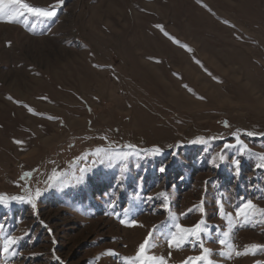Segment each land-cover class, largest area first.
<instances>
[{
  "label": "rangeland",
  "instance_id": "1",
  "mask_svg": "<svg viewBox=\"0 0 264 264\" xmlns=\"http://www.w3.org/2000/svg\"><path fill=\"white\" fill-rule=\"evenodd\" d=\"M23 2L56 16L0 20V264H137L149 233L146 255L204 264L198 240L168 244L201 220L211 264H264V216L235 215L264 209V0Z\"/></svg>",
  "mask_w": 264,
  "mask_h": 264
},
{
  "label": "snow or ice",
  "instance_id": "2",
  "mask_svg": "<svg viewBox=\"0 0 264 264\" xmlns=\"http://www.w3.org/2000/svg\"><path fill=\"white\" fill-rule=\"evenodd\" d=\"M63 0H59V3H62ZM12 5H18V7H10ZM25 14L33 15L38 18H42L45 20H51L56 16V10L55 7H50L48 9L40 8V7H32L27 3H24L23 0H0V20L7 23H13L17 20H19L20 17L24 16ZM227 126V125H225ZM249 136L253 135L252 133H248ZM203 141L201 139L193 140L191 143L193 144H199ZM17 143H20L19 141ZM236 145L239 146L238 152L240 155H243L247 150V148L243 145V143L240 141V139L236 138ZM129 149H133L134 146L128 145L126 146ZM232 145H225V148H230ZM153 155L160 154V149L155 148L152 150ZM96 156L99 158V160L103 163L104 161L112 162L114 160H120L124 161L127 160V158L130 155L138 154L134 152H120V151H111V150H105V149H96ZM220 159H223V152L218 154ZM260 163L256 165L258 169H264V154L260 155L258 157ZM232 165L235 170V174L238 175V171L241 165V160L239 158H235L232 160ZM165 167H161L159 171L163 173L165 171ZM123 171V169H122ZM81 175L77 177L76 183L80 184L84 180V173L85 169H80ZM60 174L54 172L50 177L49 180L52 182H55L57 179H59ZM23 179V177H22ZM49 187H52V184H49ZM159 196H164V193L158 194ZM41 196V192L37 190L35 192V198H39ZM8 199L5 196L0 195V205L7 207L8 206ZM148 199H152V197H148ZM11 201H17V202H25V197L23 196H13L10 198ZM27 203H30L33 208H35L34 198H29ZM167 207V205H165ZM217 207H218V214L221 219L228 218L231 219V214L225 212L223 208V201L218 200L217 201ZM236 212L235 215L237 218H242L244 222H247L251 219H254L257 215L264 216V209L258 208L255 204L252 203L251 200H247L243 202L240 205L235 206ZM130 211V209L125 208L124 213L127 214ZM204 209L203 207L200 208V212L203 213ZM121 224L125 225H131L134 223V221H126L124 219L120 220ZM175 231L171 233V238L168 240L169 247H172L173 244L176 246H181L183 243L187 242L189 239H196L198 240L200 247H201V255L198 257H195V261H203L204 264H211V261L208 259V256L210 255V250L203 247L204 243V236L208 233L209 227L206 224L204 220L199 221L196 225H194L191 228H186L181 226L179 223H175L174 225ZM231 227V224H230ZM229 232H224L223 236L227 238L229 236ZM152 234L149 233V237L145 239L144 243L140 245V249L137 253L136 260L137 264H166L165 260L163 258H157L155 256L146 255V248L149 244V240L151 239ZM16 238L12 236H8L4 242L3 248L0 249V251H3L5 253L9 252L13 246L17 244ZM218 243L223 247L226 243V239H219ZM231 248V245H229ZM259 246L257 245H251L250 249H247L244 253L236 252V255L241 254H248L249 250H255ZM252 254H255L254 251H252ZM223 255V253H221ZM190 261H193V258H189L188 261L182 262V264H189Z\"/></svg>",
  "mask_w": 264,
  "mask_h": 264
}]
</instances>
